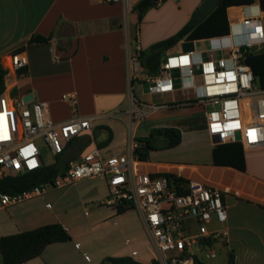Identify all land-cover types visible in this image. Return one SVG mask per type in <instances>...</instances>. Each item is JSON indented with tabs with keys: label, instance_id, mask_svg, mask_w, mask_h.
<instances>
[{
	"label": "crops",
	"instance_id": "obj_1",
	"mask_svg": "<svg viewBox=\"0 0 264 264\" xmlns=\"http://www.w3.org/2000/svg\"><path fill=\"white\" fill-rule=\"evenodd\" d=\"M127 1L128 6L101 0H0V64L6 70L12 53L22 52L27 57L25 68L9 71L8 77H3L2 93L13 105L46 103L55 124L77 117H100L90 132L65 143L63 152L70 161L93 148L100 150L104 157L126 152L128 117L116 119L109 115L127 107V49L129 44L133 45L132 35H136L141 50H146L175 35L189 22L203 0H164L147 10L140 22L132 9L139 0ZM230 8L240 7L227 9L229 24L240 15L230 17ZM34 36L47 38V41L31 42ZM184 41L187 40L167 52L179 49ZM136 91L141 93L140 85L136 86ZM65 95L75 96V107L62 98ZM179 96L176 93L177 99ZM108 120L122 122L125 131L113 128ZM181 133L178 146L150 151L146 161H138L137 169L150 175H174L188 183L198 182L223 192L227 209L224 228L228 236L216 242V257L204 260V264H228L229 252L233 254V264H264V149H242L246 168L240 171L215 166L211 149L200 156H189L188 160L182 153L176 154V150L195 139L197 132L187 129ZM200 133L215 146L204 128ZM109 134V144L99 148L98 144ZM88 191L91 204L105 205L102 203L108 198L105 179ZM108 208L113 210L114 216L129 210L117 214V210ZM138 218L150 238L139 213ZM55 223L63 226L70 240L47 245L39 256L23 264H100L107 257H131L117 254L116 249L110 254L103 253L89 242L90 230L75 234L55 211L47 208L42 195L9 206L0 203V237ZM210 228L219 226L212 223ZM131 258L142 264L151 263ZM0 264H3L1 254Z\"/></svg>",
	"mask_w": 264,
	"mask_h": 264
},
{
	"label": "built area",
	"instance_id": "obj_2",
	"mask_svg": "<svg viewBox=\"0 0 264 264\" xmlns=\"http://www.w3.org/2000/svg\"><path fill=\"white\" fill-rule=\"evenodd\" d=\"M123 3L127 0H101ZM243 15L229 24L226 35L194 42L192 51L167 52L155 75L140 66L138 41L129 44L127 63L129 87L126 109L119 108L109 117L127 116V150L104 157L97 148L70 161L66 170L52 182L28 191L0 194L2 206L38 197L55 188H64L87 178H103L108 189L105 205L135 209L141 216L158 255L159 264H195L216 257V242L227 238L224 228L227 209L223 192L217 188L190 182L187 192L161 175L137 169L135 151L140 147L137 128L162 110L196 109L204 118V130L214 145L239 144L243 150L264 149V89L255 83L245 59L264 44L263 13L255 2L241 6ZM254 9L246 13V9ZM205 44L200 47V44ZM27 65L22 52L9 55V71H21ZM141 86L137 94L136 86ZM179 93V99L176 97ZM75 107L74 95L62 97ZM100 117H77L62 124L50 118L46 103L13 105L5 93L0 95V178L15 177L39 169L44 164L37 140L43 141L55 157L65 143L90 132ZM239 134V139L236 134ZM215 223L219 228H210Z\"/></svg>",
	"mask_w": 264,
	"mask_h": 264
},
{
	"label": "trees",
	"instance_id": "obj_3",
	"mask_svg": "<svg viewBox=\"0 0 264 264\" xmlns=\"http://www.w3.org/2000/svg\"><path fill=\"white\" fill-rule=\"evenodd\" d=\"M164 0H139L134 6L133 11L138 15L139 22L144 14L150 8H155ZM258 0H219L214 9L209 11L201 19L197 18L194 11L191 19L187 22L175 35L159 41L151 45L146 50H140L138 60L140 66L148 75H155L159 65L164 58L165 53L175 47L182 40L192 41L197 39H208L217 36L226 35L229 32V23L227 19V9L233 6H249ZM240 16L241 9H238ZM251 9H246V13ZM264 25V16H263ZM31 42H45L47 38L34 36ZM131 41L133 45L136 43V35H132ZM254 74L255 83L258 87L264 89V44L259 51L251 52L245 59ZM4 69L0 64V94L4 90ZM187 109V108H182ZM173 110V109H172ZM198 114V112L196 113ZM182 133L177 127L164 126L152 128L146 137H137L140 147L135 151V155L140 161H146L149 157V152L157 148L156 142L160 141L162 149H171L181 143ZM111 136L105 141L98 144L102 148L109 144ZM236 145V144H227ZM220 145V146H227ZM217 146V145H216ZM212 161L215 166H226L244 171L245 159L242 147L218 153L212 152ZM70 160L66 158L64 152L55 157V161L51 165H43L39 169L18 175L15 177L0 178V194L14 195L30 190L35 186H40L52 182L56 177L61 175ZM165 177L171 186L177 188L179 194L187 192L188 182L181 177L170 174L161 175ZM130 207H120L117 214H121ZM70 240V236L62 225L55 223L45 225L34 230L25 231L22 233L0 237V254L3 264H23L41 254L43 249L53 243H64ZM233 254H228V264H233ZM100 264H142L131 257H107ZM150 264H159L157 261H152ZM195 264H203L196 257Z\"/></svg>",
	"mask_w": 264,
	"mask_h": 264
},
{
	"label": "rangeland",
	"instance_id": "obj_4",
	"mask_svg": "<svg viewBox=\"0 0 264 264\" xmlns=\"http://www.w3.org/2000/svg\"><path fill=\"white\" fill-rule=\"evenodd\" d=\"M229 15L230 17L239 15L238 9L230 8ZM204 46V43L200 44V47ZM176 51H178L177 48L174 49V52ZM196 113V109L173 108V110H162L145 120L138 127L137 136L146 137L152 128L164 126L177 127L184 133L187 132V129L194 130L197 132L195 133V139L185 143L180 150L175 151L176 154L178 152L182 153L183 158H187L186 160H188L189 156L203 155L210 149L222 153L240 148L239 144L211 146L209 140L200 133L204 128V118L201 114ZM122 118L124 119L125 117ZM108 121L113 128L125 131L122 122L116 120ZM37 143L40 146L43 164H53L55 157L43 141L37 140ZM156 145L157 148L155 150H160L162 143L157 141ZM100 181H102V178L99 177L87 178L68 187L50 189L42 195V199L47 208L55 211L63 223L69 228H73L75 234H83L84 230L85 232L90 230L89 242L103 253L110 254L116 249L117 254H127L141 262H158L157 252L150 238L140 226L138 212L135 209H129L120 216H114L113 210L107 206L99 203H90L89 187L99 185ZM105 200L106 198L103 199L102 203ZM97 223L99 224L96 225ZM133 252L135 253L133 254ZM90 258H92V255Z\"/></svg>",
	"mask_w": 264,
	"mask_h": 264
},
{
	"label": "water",
	"instance_id": "obj_5",
	"mask_svg": "<svg viewBox=\"0 0 264 264\" xmlns=\"http://www.w3.org/2000/svg\"><path fill=\"white\" fill-rule=\"evenodd\" d=\"M219 0H203L196 11V15L198 19H201L205 16L209 11L215 8L218 4ZM259 5V9L262 13H264V0L257 1ZM180 47L183 52L192 51L194 49V42L193 41H184L180 44ZM29 97L26 98V100ZM236 138L239 139V134H236Z\"/></svg>",
	"mask_w": 264,
	"mask_h": 264
},
{
	"label": "bare ground",
	"instance_id": "obj_6",
	"mask_svg": "<svg viewBox=\"0 0 264 264\" xmlns=\"http://www.w3.org/2000/svg\"><path fill=\"white\" fill-rule=\"evenodd\" d=\"M240 9H241V8H240ZM250 9H251V8H250ZM252 11H254V9H253V8H252V9H251V11H250V12H248V13H251ZM245 12H246V10H245ZM241 13H243V12H242V9H241ZM239 16H240V15H239Z\"/></svg>",
	"mask_w": 264,
	"mask_h": 264
}]
</instances>
